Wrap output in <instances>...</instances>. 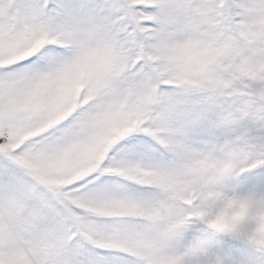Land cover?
I'll return each instance as SVG.
<instances>
[{
  "label": "snow or ice",
  "instance_id": "6c2138e0",
  "mask_svg": "<svg viewBox=\"0 0 264 264\" xmlns=\"http://www.w3.org/2000/svg\"><path fill=\"white\" fill-rule=\"evenodd\" d=\"M0 264H264V0H0Z\"/></svg>",
  "mask_w": 264,
  "mask_h": 264
}]
</instances>
